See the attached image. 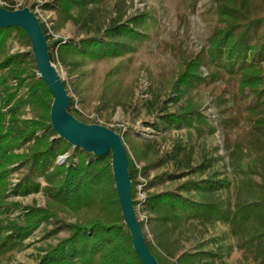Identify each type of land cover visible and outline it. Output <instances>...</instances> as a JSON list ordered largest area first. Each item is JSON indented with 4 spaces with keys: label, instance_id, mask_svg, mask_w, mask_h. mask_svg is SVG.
I'll return each instance as SVG.
<instances>
[{
    "label": "trees",
    "instance_id": "trees-1",
    "mask_svg": "<svg viewBox=\"0 0 264 264\" xmlns=\"http://www.w3.org/2000/svg\"><path fill=\"white\" fill-rule=\"evenodd\" d=\"M3 1L7 5L0 7L15 8ZM176 1L177 6L192 12L197 7V0ZM211 2L204 13L209 20L206 47L193 53L182 41H164L161 46L176 65L160 72L157 82L177 104L176 111L165 115L166 120L192 127L198 139L215 130L193 104L196 89L208 91L217 109L228 166L242 177L232 185V200L225 197L216 174L207 179L190 177L175 190L149 192L163 180L148 181L152 164L140 149L132 147L137 161L144 160V164L136 167L127 152L131 197L136 207L137 178L141 176L145 194L139 201V212L144 215L140 227L160 264H195L202 252H183L176 257L170 238L190 228L204 233L217 223L227 224L237 248L264 264V0ZM54 4L52 29L57 31L71 22L81 37L51 40L40 21L51 61L67 70L73 89L76 86L82 98L90 77L100 81L97 92L105 107L123 105L132 95L135 81L125 82L128 64L141 47L159 40L154 18L149 12L127 15L124 0H55ZM177 15L184 21L179 8ZM14 37L30 45L21 29L0 28V261L18 251L23 240L44 222L53 226L48 236L61 231L67 235L47 249L37 264H142L123 223L110 154L96 157L75 148L64 163L57 162L71 145L55 137L50 126L52 96L36 76L33 57L9 53V39ZM99 62L108 69L95 76L87 67ZM62 83L67 91V84ZM69 106L77 119L94 123L81 117L72 96ZM113 130L125 143L122 129ZM192 152L193 147L178 146L171 158L176 170H186L184 175L201 174L207 168L204 163L192 166ZM24 165L29 173L10 187L9 174ZM38 177L45 181L44 206H27L11 220L9 192H37L41 187L35 181ZM145 226L152 240H147Z\"/></svg>",
    "mask_w": 264,
    "mask_h": 264
},
{
    "label": "rangeland",
    "instance_id": "rangeland-1",
    "mask_svg": "<svg viewBox=\"0 0 264 264\" xmlns=\"http://www.w3.org/2000/svg\"><path fill=\"white\" fill-rule=\"evenodd\" d=\"M6 1L9 3L8 5L14 6V9L28 6L48 29L51 40L57 38L79 39L81 37L78 29L71 22H66L57 31L52 29V25L56 20L55 0ZM124 1L126 2L127 15L137 12H149L151 14L150 17L156 21L154 30L158 32L159 40L148 43L134 54L128 64L125 79V82L128 83L135 80L133 93L129 99L124 101L123 105L114 108L105 107L99 99L97 90L100 81L98 79L91 80L89 77L86 80L84 85L87 91L83 93L82 98L77 93L76 89L78 88L75 86V90L73 89L72 77L67 73V70L58 63H53L60 79L67 84V93L73 97L74 108L87 121L111 129L121 128L125 138L124 146L135 161L136 167L142 166L144 160L137 161L132 147H137L145 154V158L152 164L149 169L148 181H152L156 177H161L163 180L155 187H150L149 192L175 190L190 177L207 179L210 175L216 174L218 175L216 181L221 183L225 197L232 200L230 196L232 185L236 179L242 177V174L233 172L228 166L223 149V136L219 117L212 97L203 87H199L194 91L193 104L215 129L211 134H205L203 138L198 139L192 127L183 124L176 126L166 120L165 115L176 111L177 104L171 100V93L165 91L157 82L160 72L176 65L171 60L169 51L162 48L161 44L164 45V41L169 44H175L176 42L178 44V41H182L187 47V51L193 53L206 47V39L209 35V20L204 13L211 5L212 0H197V7L194 12L177 6L176 0ZM178 8L179 12L184 15V21L177 15ZM9 42L10 54L18 52L32 56L30 45H27L23 39L14 37V39H9ZM87 69H93L95 76H101L108 69V65L99 62L90 64ZM26 116H30V113H27ZM178 146L184 147V149L193 147L192 166L196 167L204 163L207 167L205 172L189 176L183 174L186 173L184 169L176 170L171 158L176 153ZM72 153L73 148L71 147L64 155L68 157ZM59 157L57 161H59ZM67 157L59 163H64ZM28 173L26 165L11 171L9 174L10 187H14ZM168 174L171 175L167 176ZM35 181L41 185L37 192L27 195L9 192L7 208L11 220L22 215L27 206H44L45 196L42 187L45 186V181L42 177L35 178ZM144 182L145 180L138 176L136 186V200L138 203L135 209L139 221L144 217L139 212V201L142 200L145 194V192H142L141 186V183L144 184ZM52 227V224L41 223L23 240L22 247L10 257L1 260L0 264H37L47 249L67 235L66 231H61L56 235L48 236V231ZM201 231L198 232L194 228L184 229L183 232L170 238L172 249H177L176 257L183 252H202L200 259L195 264H258L251 256L244 254L241 249L237 248L236 240L231 236L227 224L217 223L214 227L209 228L207 232L201 233ZM144 232L147 240H152V234L146 226Z\"/></svg>",
    "mask_w": 264,
    "mask_h": 264
},
{
    "label": "water",
    "instance_id": "water-1",
    "mask_svg": "<svg viewBox=\"0 0 264 264\" xmlns=\"http://www.w3.org/2000/svg\"><path fill=\"white\" fill-rule=\"evenodd\" d=\"M10 26L21 29L29 39L36 76L43 80L52 96L49 122L57 138L64 140L73 149L79 148L96 157L110 154L114 188L123 223L132 239V247L142 264H160L147 247L136 214L131 197L129 159L122 135L98 123H84L70 113L69 95L50 59L46 35L37 15L28 6L16 9L0 7V28ZM66 157L67 155H61L59 161Z\"/></svg>",
    "mask_w": 264,
    "mask_h": 264
},
{
    "label": "built area",
    "instance_id": "built-area-1",
    "mask_svg": "<svg viewBox=\"0 0 264 264\" xmlns=\"http://www.w3.org/2000/svg\"><path fill=\"white\" fill-rule=\"evenodd\" d=\"M0 4H2V5H7L6 2L3 1V0H0Z\"/></svg>",
    "mask_w": 264,
    "mask_h": 264
}]
</instances>
